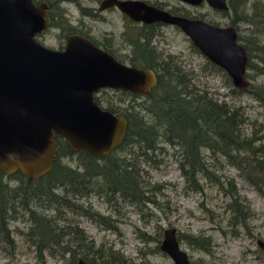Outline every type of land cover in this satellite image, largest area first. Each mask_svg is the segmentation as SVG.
<instances>
[{
    "label": "trees",
    "instance_id": "obj_1",
    "mask_svg": "<svg viewBox=\"0 0 264 264\" xmlns=\"http://www.w3.org/2000/svg\"><path fill=\"white\" fill-rule=\"evenodd\" d=\"M44 1L49 12L46 29L59 30V47H62L66 33L78 31L117 60L151 68L155 72L156 82L143 95L121 89H112V94L102 95L107 87L95 92L94 97L102 108L127 120L122 139L106 154L97 156L81 149H71L64 138L55 135L52 165L45 173L28 178L19 170L9 174L0 171V243L13 249L14 231L40 254L50 242L58 240L47 217L32 204L39 198L59 206L89 211L110 228L114 226L109 217L70 201L65 194L80 190L89 195L103 190L140 209H147L148 203L155 204V184L150 182L145 167L151 164L158 147V131L154 120L160 119L161 114V118L166 121V128L177 136L180 143L179 161L185 190L202 192L201 177L207 176L209 172L204 150L213 153L220 144L229 143L237 151L236 159L242 167L244 180L256 190L263 191L264 124L247 116L241 105L218 98L215 91L206 85L198 86L196 80L198 75L217 74L232 94L247 92L264 106V82L251 81L254 75L264 76V0H226V10L214 9L227 17V23L234 25L236 38L245 49L246 71L249 72H246L248 84L244 88L234 87L224 70L203 56L188 37L191 51L203 58L201 65L196 68L193 65L186 66L180 53L157 49L152 39L154 35L160 34V22L136 24L123 16L125 24L119 36L125 41L127 49L126 52H119L95 41L86 29L80 31L70 24L66 10L60 4L70 2L79 6L81 0ZM83 8L86 9L83 14L95 16L94 7ZM167 10L205 20L201 14L192 16L176 6ZM206 21L217 24L216 21ZM174 28L178 29L176 26ZM210 176L216 179L212 174ZM233 187L234 183L229 181L225 190L228 196L224 212L231 224L244 225L250 210L243 198L231 190ZM18 223H22V227ZM176 236L179 242L184 241L204 252H209L212 246L209 237L199 234L176 232ZM80 257L84 261L99 262ZM72 259L76 262L74 255ZM105 260L103 263L109 264Z\"/></svg>",
    "mask_w": 264,
    "mask_h": 264
},
{
    "label": "rangeland",
    "instance_id": "obj_2",
    "mask_svg": "<svg viewBox=\"0 0 264 264\" xmlns=\"http://www.w3.org/2000/svg\"><path fill=\"white\" fill-rule=\"evenodd\" d=\"M161 2L163 7H178L181 11L195 16L201 14L205 20L227 23L206 3L192 5L180 0H148ZM96 0H81L76 6L61 2L70 24L86 29L87 33L101 38L103 34L121 29L124 19L117 9L101 11L103 19L86 15L83 7H96ZM58 29H45L37 38L50 47L58 46ZM160 34L153 36L152 42L163 52L180 53L186 66L195 68L203 62L201 55L191 51L187 36L173 25H159ZM126 52L124 47L118 48ZM246 72H249L247 70ZM251 81H263L264 76L254 75ZM198 86L206 85L214 90L218 98L228 103L241 105L247 116L264 124V106L249 93L232 94L223 84L219 75H198ZM113 91L107 88L102 95ZM114 95L113 97H115ZM154 120L158 131L157 149L147 168L148 178L155 184L153 197L156 205L148 203V208L132 205L122 198L101 191L86 194L80 190L68 192L65 196L74 203L88 206L102 216L109 217L113 228L100 222L91 212L59 206L43 198L34 200L35 209L44 214L57 234V241L50 242L38 254L17 232L12 231L14 247L0 243V264H78L80 256L89 257L109 264H173L171 258L158 244L162 229L173 226L176 232L199 234L209 237V252L179 242L193 264H264V189L258 191L250 186L242 176V167L237 162V151L229 144H220L214 151L204 150L208 168L207 176L201 177V193L183 188L184 180L179 161L180 143L177 136L168 131L166 121ZM212 174L216 177L210 176ZM250 210L247 222L231 224L224 212L227 200L228 182ZM22 227V223H18ZM76 258L73 262L72 256ZM97 263V262H96Z\"/></svg>",
    "mask_w": 264,
    "mask_h": 264
},
{
    "label": "water",
    "instance_id": "obj_3",
    "mask_svg": "<svg viewBox=\"0 0 264 264\" xmlns=\"http://www.w3.org/2000/svg\"><path fill=\"white\" fill-rule=\"evenodd\" d=\"M226 10V0H180ZM128 18L176 26L207 59L221 67L237 88L248 84L247 55L233 24L171 13L144 0H101ZM49 24L44 0H0V171L37 177L52 165L60 135L71 149L101 156L117 146L127 120L102 108L95 92L103 87L147 94L155 72L117 60L79 33H68L62 48L40 42ZM173 264H192L173 226L158 244ZM78 264H102L77 260Z\"/></svg>",
    "mask_w": 264,
    "mask_h": 264
},
{
    "label": "flooded vegetation",
    "instance_id": "obj_4",
    "mask_svg": "<svg viewBox=\"0 0 264 264\" xmlns=\"http://www.w3.org/2000/svg\"><path fill=\"white\" fill-rule=\"evenodd\" d=\"M34 2H36L37 0H33ZM98 3H97V6L93 9V13H94V15H95V17L96 18H100V19H103V15L101 14L102 12L101 11H104V10H110V9H117L118 10V8L115 6V5H109V6H105V7H103V8H101V9H99L98 8V4L100 3V1L101 0H96ZM144 1H146V2H148V3H151V4H153L152 2H150V1H148V0H144ZM153 2H155V1H153ZM155 3H158V4H161L162 5V3L161 2H155ZM203 3H205V2H203ZM202 4V3H201ZM155 5V4H154ZM157 6V5H156ZM163 6V5H162ZM159 7V6H158ZM210 7V6H209ZM163 8H165V7H163ZM165 9H167V8H165ZM214 9V8H213ZM219 10V9H218ZM47 11H48V6H47ZM119 11V10H118ZM120 12V11H119ZM48 14H49V12H48ZM120 14H121V16H122V18H123V16H125L126 18H128L124 13H122V12H120ZM124 19V18H123ZM129 20H131L130 18H128ZM131 21H133V22H135L136 24H141V23H143V22H141V21H135V20H131ZM161 23V22H160ZM124 24H125V19H124V21H123V25H122V27H121V29L117 32L118 34H115V31H110V32H108L106 35L105 34H103L102 36H101V38H99V39H96L95 37H93L92 35V37H93V39L95 40V41H97V42H99L100 44H106L109 48H111V49H117L118 50V48H121V47H124L125 49H127V45H126V43H125V41H122V39L120 38V36H119V33H120V31L123 29V27H124ZM163 24V23H162ZM46 29V28H45ZM45 29H43L41 32H39V33H37L36 35H40ZM77 30H80V31H82V29H79V28H76ZM73 31H71V32H68V33H72ZM68 33H66V34H68ZM73 33H79L78 31H76V32H73ZM66 34H65V36H66ZM79 34H82V35H84L83 33H79ZM35 35V36H36ZM38 35V36H39ZM37 36V37H38ZM65 36H64V39H63V44H64V41H65ZM84 36H86V35H84ZM36 37V38H37ZM86 37H88V36H86ZM89 38V37H88ZM38 39V38H37ZM89 39H91V38H89ZM39 40V39H38ZM40 41V40H39ZM91 41L93 42V40L91 39ZM40 42H42V41H40ZM43 43V42H42ZM94 43V42H93ZM63 44H62V47H63ZM99 44V45H100ZM98 46V45H97ZM62 47H59V46H57V47H54V48H62ZM99 47H101V46H99ZM102 48V47H101ZM120 52V51H119ZM137 94V93H136ZM140 95H143V94H140ZM78 259H82V258H78ZM82 260H84V259H82ZM86 262H88V261H86ZM91 263H96V262H91ZM98 263V262H97ZM102 264H104V263H102Z\"/></svg>",
    "mask_w": 264,
    "mask_h": 264
}]
</instances>
